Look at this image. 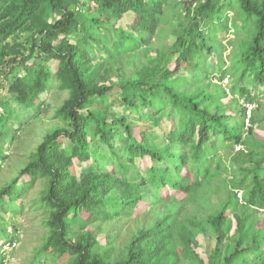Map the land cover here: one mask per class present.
Listing matches in <instances>:
<instances>
[{
  "label": "trees",
  "instance_id": "trees-1",
  "mask_svg": "<svg viewBox=\"0 0 264 264\" xmlns=\"http://www.w3.org/2000/svg\"><path fill=\"white\" fill-rule=\"evenodd\" d=\"M229 1L226 8L224 0H0V77L7 81L0 147L11 139L7 122L16 107L39 110L52 85L68 93L56 111L66 127L47 133L0 189V251L14 241L6 233L12 224L1 218L4 199L16 202L27 178V187L45 181L38 202L48 230L28 264H252L250 252L264 264V218L250 214L264 211V136L255 131L264 96L250 92L264 89V0ZM231 31L238 37L231 65L223 69L220 58L207 68L206 56L222 46L218 37ZM21 32L31 34L26 49L9 43ZM162 34L168 41L152 47ZM182 70L189 77L176 78ZM212 75L216 84L203 89ZM244 104L254 106L249 126ZM166 112L168 132L159 124ZM145 158L152 165L141 170L137 161ZM87 162L78 176L76 166ZM216 181L226 198L203 218L182 216L183 205L203 201ZM151 201L166 212L114 263L90 230H75H84L78 219L88 228L130 218ZM210 233L216 246L199 257L193 242Z\"/></svg>",
  "mask_w": 264,
  "mask_h": 264
},
{
  "label": "rangeland",
  "instance_id": "rangeland-1",
  "mask_svg": "<svg viewBox=\"0 0 264 264\" xmlns=\"http://www.w3.org/2000/svg\"><path fill=\"white\" fill-rule=\"evenodd\" d=\"M224 2L226 8L231 6L229 0H224ZM234 14L235 12L233 10L226 11L225 13V15L231 18ZM123 27L129 28L125 25H123ZM30 38L31 34L29 32H21L16 37L10 39L9 43L11 45L21 44L23 48L25 47L26 49L29 47ZM168 38L169 36L162 34L157 38H152V43L150 45L152 47L163 45L168 41ZM218 38L222 46L213 54L206 56V66L209 69L220 64V58L224 62L222 68L225 69L229 67L234 52V43L238 40L237 35L232 31L226 38L223 39L220 36ZM60 39L61 38L57 39L55 43H58ZM138 54L141 53L139 52ZM136 63L138 62L136 61ZM131 71L132 69L125 65L124 73L130 75L132 73ZM185 77H189L187 70H182L176 76V78ZM214 78V75H212L211 80L202 83L201 87L205 90L209 89L211 83L216 84ZM229 83L231 84L232 81L229 80ZM6 84L7 81L0 77L1 99L7 98ZM228 85H224V83L221 84L227 95L230 94L227 92L229 89ZM250 92L252 96H257L258 98L264 96V89L251 87ZM67 97L68 93L66 91H62L56 85H52L41 99L42 105L39 110L33 109L25 111L15 106L14 113L7 122L8 135L11 139L0 147L2 152V156L0 157V189L28 163L30 155L35 151L36 147L47 133L56 128L66 127V124L56 116V111ZM256 105L257 104H255V106ZM2 112L0 107V115ZM170 115L171 114L166 112L159 120L161 130L165 132H168L173 127V120ZM256 116L260 123L255 127V131L259 135L264 136V112L261 114L257 113ZM260 124L263 127L262 129L260 128ZM68 144L69 143L66 141L64 146ZM137 164L141 170L152 165L147 158L137 161ZM91 165L92 163L90 162L77 165V175L81 176L82 171L88 170ZM27 184V178L20 179L17 186L20 189L21 197H19L16 202L10 203L9 200L6 198L4 199L8 213H2L1 218L12 224V226L7 227V239L16 242V246L12 250L8 252L3 250L0 251V256H5V264H28L33 254L40 248L44 238L48 234V230L44 225L46 214L43 209L39 208L38 202L40 193L45 187V181L39 180L31 187H27ZM210 186L212 187L210 191L206 193L203 201H198V204L188 203L183 205L182 216L196 215L199 213L198 216L203 218L216 208L221 200L226 198V190L221 182L216 181ZM239 193L242 194L241 192ZM151 202L148 208L130 218H120L107 223L97 222L94 225L88 226V228L78 219L76 220V224L80 227L82 226L84 230L77 228L75 230L80 232H84L86 229L90 230L93 237L98 242V251L106 253L109 262L114 263L123 258L126 246L140 229L149 227L157 220L159 215L166 212L160 205L158 206L153 201ZM250 214L251 219L261 220L264 218V211L251 210ZM229 234L230 233H228V235ZM223 240L227 243L228 236H224ZM2 241H5V239ZM215 246L216 237L211 233L207 236L199 234L193 242V249L199 257L210 255ZM247 259L249 263L252 264H259L260 261V258L256 257L253 252L248 254ZM48 264L53 263L49 262Z\"/></svg>",
  "mask_w": 264,
  "mask_h": 264
},
{
  "label": "built area",
  "instance_id": "built-area-1",
  "mask_svg": "<svg viewBox=\"0 0 264 264\" xmlns=\"http://www.w3.org/2000/svg\"><path fill=\"white\" fill-rule=\"evenodd\" d=\"M82 2L85 3L86 0H82ZM222 83H224V85H228L229 84V80L225 79V80H223ZM227 92L229 93V90H227ZM244 106L246 108V114H247V117H248L247 120H246V125L249 126V117L251 116V111L253 110L254 106L251 105V104H244ZM238 198L242 202V196H241L240 193L238 194ZM15 246H16V242L15 241H10V242H8V243H6L5 245L2 246V250L5 251V252H8V251L12 250Z\"/></svg>",
  "mask_w": 264,
  "mask_h": 264
}]
</instances>
